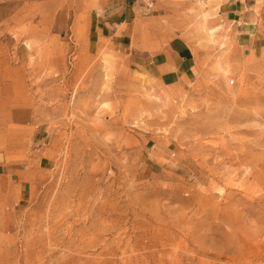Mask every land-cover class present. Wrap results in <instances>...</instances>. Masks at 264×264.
Masks as SVG:
<instances>
[{"label": "rangeland", "instance_id": "374dc122", "mask_svg": "<svg viewBox=\"0 0 264 264\" xmlns=\"http://www.w3.org/2000/svg\"><path fill=\"white\" fill-rule=\"evenodd\" d=\"M83 4L0 0V264H264V43L198 6L196 77L158 83Z\"/></svg>", "mask_w": 264, "mask_h": 264}, {"label": "crops", "instance_id": "0c3cea01", "mask_svg": "<svg viewBox=\"0 0 264 264\" xmlns=\"http://www.w3.org/2000/svg\"><path fill=\"white\" fill-rule=\"evenodd\" d=\"M80 1L89 13L87 34L95 46L107 41L124 52L130 66L158 83L191 82L196 77V48L185 36L193 34L198 6L208 13L207 19L222 20L237 40L251 46L264 43V0ZM0 168L4 184L12 181L14 187L27 189V171L3 163Z\"/></svg>", "mask_w": 264, "mask_h": 264}]
</instances>
